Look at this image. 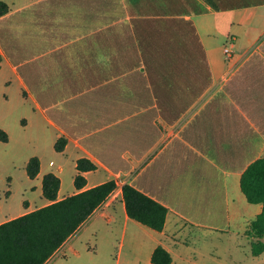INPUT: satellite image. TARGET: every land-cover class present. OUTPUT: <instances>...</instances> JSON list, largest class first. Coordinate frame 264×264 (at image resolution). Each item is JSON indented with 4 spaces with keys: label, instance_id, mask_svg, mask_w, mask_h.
<instances>
[{
    "label": "crops",
    "instance_id": "obj_1",
    "mask_svg": "<svg viewBox=\"0 0 264 264\" xmlns=\"http://www.w3.org/2000/svg\"><path fill=\"white\" fill-rule=\"evenodd\" d=\"M0 1L10 8L0 17V60L55 143L65 139L58 153L73 164L72 183L85 158L96 169L82 173V190L119 187L45 264H100L93 249L119 226L115 264L124 247L135 257L125 264H151L159 245L172 256L181 224L246 233L262 210L240 178L264 158V37L250 32L256 17L264 23V0H82V11L79 0ZM222 26L243 32L230 34L229 58L212 50ZM197 44L202 54L192 55ZM49 171L40 163L36 178ZM63 172H51L57 200L79 192L63 189ZM126 183L168 209L161 232L127 216Z\"/></svg>",
    "mask_w": 264,
    "mask_h": 264
},
{
    "label": "rangeland",
    "instance_id": "obj_2",
    "mask_svg": "<svg viewBox=\"0 0 264 264\" xmlns=\"http://www.w3.org/2000/svg\"><path fill=\"white\" fill-rule=\"evenodd\" d=\"M13 1L18 4L22 0ZM79 2V10L82 11L83 2ZM263 12L260 11V14ZM239 16L240 14H236L235 18ZM260 18H255L251 25L255 30L250 32L264 37V23ZM231 33L241 35L243 32L231 26H222L213 45L214 55L224 56V48L230 46ZM237 44L235 51L242 50L239 46L243 41ZM201 54L197 44L192 55ZM22 70L19 69L20 72ZM0 129L8 135V142L0 141V220L4 217L20 216L27 208L28 211L39 208L44 201L41 195V179H30L26 174V165L31 157L39 159L43 171L56 173V168L63 166V189L67 191L68 187L73 188L72 162L54 149V130L45 127L42 116L33 110L31 101L23 97L16 75L4 59L0 60ZM50 161L54 163L53 166H49ZM102 176V171L96 174L97 178ZM180 229L183 231H179V226L175 227L176 236H172L173 240L170 241L173 246L172 264H264V250L257 256L252 254V246L258 241L264 243V239H257L246 233L242 236L233 233L204 234L200 229L188 227L186 224H181ZM121 235L122 227L119 226L112 232L107 244L102 243L96 251L93 249L96 252L94 260L100 264H115ZM175 251L178 254L175 255ZM130 258L135 257L130 256L126 247L122 248L120 264L127 263Z\"/></svg>",
    "mask_w": 264,
    "mask_h": 264
},
{
    "label": "trees",
    "instance_id": "obj_3",
    "mask_svg": "<svg viewBox=\"0 0 264 264\" xmlns=\"http://www.w3.org/2000/svg\"><path fill=\"white\" fill-rule=\"evenodd\" d=\"M9 10V6L0 1V17ZM0 141L8 142L7 133L1 129ZM64 145L65 139L59 138L54 149L60 152ZM95 169L90 160L78 159V173L73 183L79 192L61 200H57L60 179L51 172L43 175L42 197L50 203L0 224V264H45L49 260L116 189V182L109 180L82 190L86 184L82 173ZM39 171V159L31 157L26 165L28 178L35 179ZM240 188L249 203L262 205L261 212L250 222L246 234L264 239V158L248 165L241 175ZM121 196L130 219L154 231L163 230L168 212L165 206L127 183L121 187ZM263 250L264 243L261 241L252 246L254 256ZM171 263L169 251L161 245L157 246L151 255V264Z\"/></svg>",
    "mask_w": 264,
    "mask_h": 264
},
{
    "label": "built area",
    "instance_id": "obj_4",
    "mask_svg": "<svg viewBox=\"0 0 264 264\" xmlns=\"http://www.w3.org/2000/svg\"><path fill=\"white\" fill-rule=\"evenodd\" d=\"M223 53H224V56H225L226 58H229V57L231 56V53H232V50H231L230 46H229V48H224ZM51 164H53V163H51ZM116 186H117V187H116V189L114 190V192H116V191L119 190V187H118L117 184H116Z\"/></svg>",
    "mask_w": 264,
    "mask_h": 264
}]
</instances>
